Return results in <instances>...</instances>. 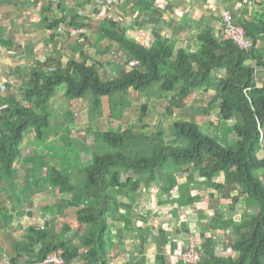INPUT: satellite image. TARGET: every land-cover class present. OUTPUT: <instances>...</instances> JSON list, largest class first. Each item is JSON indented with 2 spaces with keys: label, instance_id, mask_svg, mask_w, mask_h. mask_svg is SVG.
I'll return each instance as SVG.
<instances>
[{
  "label": "crops",
  "instance_id": "obj_1",
  "mask_svg": "<svg viewBox=\"0 0 264 264\" xmlns=\"http://www.w3.org/2000/svg\"><path fill=\"white\" fill-rule=\"evenodd\" d=\"M109 2L113 17L102 18L103 7L95 0H0V81H7L13 76L21 80L29 75L30 68L37 61L52 59L59 60L62 66L68 59L93 65L102 78H109L122 68L130 69L134 63L126 61L118 43L110 42L105 34L109 24L125 38L145 47L162 41L174 50L182 48L192 52L200 46L197 35L201 33L211 32L221 39L218 32L223 10L230 11L234 20L241 25L249 20L264 18V0ZM71 13L78 14L73 21L78 27L69 24ZM59 19L63 22L60 26H48V23ZM260 37L264 38V35ZM254 44L264 60V42L257 40ZM252 60L253 66L255 60ZM255 66V88L263 89L264 64ZM53 67L51 65L49 70ZM216 74L223 76L224 71ZM215 90L214 86L195 90L183 100L181 107L173 106V109L185 110L189 103L196 101L206 104ZM127 95L119 101L111 97L108 118L97 116L99 113L94 118L89 105L76 112L72 103L77 99H68L63 87L61 94L55 97L61 100L64 109L58 113L52 108L55 119L46 142H40L33 133H28L21 146L20 157L14 161L12 176H3L0 168V264H36L32 254H37L42 247L39 244H34V247L29 245L28 233L32 227L49 229L53 225L61 238L71 234V227L74 231L77 229L76 207L67 206L73 192L48 185V164L59 166V163L72 161L83 165L88 163L94 153L93 146H86L85 143L88 128L95 129L99 141V134L112 127L108 125L109 119L113 121L112 111L123 119L119 108L114 110L112 107L115 105L112 104L113 100L123 106L135 105ZM137 96L138 105L146 101L147 113L157 114L160 105L166 107L168 98L160 93L151 97L144 93ZM80 100L84 103L83 99ZM202 113L204 123L208 121L210 128L219 127L221 123V127L229 128L226 122L230 120H223L219 116L218 101L211 110L205 109ZM117 122L118 126L122 124V121ZM229 129L234 132L232 126ZM263 130V143L257 153L259 158H264ZM75 141L84 146L73 151L69 145ZM89 152H93L92 155H88ZM257 173L264 184V170ZM224 180L223 171L216 172L208 180L192 168L180 170L174 176H168L167 170H164L148 185L141 183L132 193H118L117 202L121 205L117 212L112 207L107 213L105 246L108 262L155 264L156 255L162 254L165 264H183L181 253L190 238L198 242L201 256L213 255L235 260L238 252L232 247L237 239V226L256 215L260 206L247 197L240 187L225 184ZM65 226L70 228L66 235ZM75 242L78 244L77 240ZM72 264L81 262L75 259Z\"/></svg>",
  "mask_w": 264,
  "mask_h": 264
},
{
  "label": "trees",
  "instance_id": "obj_2",
  "mask_svg": "<svg viewBox=\"0 0 264 264\" xmlns=\"http://www.w3.org/2000/svg\"><path fill=\"white\" fill-rule=\"evenodd\" d=\"M77 17V13H71L69 24L78 27L73 23ZM60 21L53 20L48 26H60L63 24ZM242 25L254 43L264 42L260 37L264 35V18ZM105 34L110 42L118 43L126 61L134 63L130 69L122 68L115 76L102 78L93 65L75 59H68L63 66L55 59L37 61L29 75L21 78V86L0 98L3 176H12L14 161L21 155V143L28 131L32 130L40 142L48 139L53 116L50 100L61 84L65 86L68 99L88 98L94 115L99 113L95 110H99L101 97L105 95L124 97L134 91L137 95L144 93L151 97L171 93L165 107V112L169 113L173 106L181 107L193 91L214 86L216 90L206 103V111L218 101L220 118L235 120L232 129L237 141L234 147H225L215 137L202 132L193 119L172 121V133L180 138L178 143H174L171 136L173 140L169 142L160 131L147 137L140 132L135 135L129 129L110 127L99 134L107 150L93 153L88 163L72 161L63 168L48 164V185L73 192L67 206L76 207L79 225L75 231L65 226L64 234L68 228L71 234L64 238L53 225L49 229L30 228L29 245L42 247L32 258L40 261L56 251L65 264H72L75 259L81 264H110L106 259L105 233L107 213L112 207L117 212L121 205L117 194L132 193L141 183L148 185L164 170L168 176H174L180 170L192 168L208 180L223 171L225 184L237 185L260 206L256 215L237 226V239L232 247L238 252L235 260L203 255L198 264H264V184L257 173L264 170V158L257 156L263 143L264 88H255L253 70L255 65H263L264 60L258 48L254 44L249 52L240 51L230 40L217 39L211 32L197 35L200 46L192 52L182 48L174 50L162 41L145 47L125 38L111 24ZM51 65L54 67L49 70ZM220 70L224 71L223 76L216 74ZM147 108L148 102L139 104L141 127L148 125L142 122ZM193 112L196 114L195 109ZM155 264H165L162 254L156 255Z\"/></svg>",
  "mask_w": 264,
  "mask_h": 264
},
{
  "label": "rangeland",
  "instance_id": "obj_3",
  "mask_svg": "<svg viewBox=\"0 0 264 264\" xmlns=\"http://www.w3.org/2000/svg\"><path fill=\"white\" fill-rule=\"evenodd\" d=\"M63 87H65L64 84L59 85L56 88L55 95L50 100V102L52 104V108L54 110L58 111V113H60L64 109V105H63V103H61V100L56 98L55 96H58L59 94H61ZM4 95L5 94L0 93V96H4ZM120 97L123 98L122 96H115L114 98H116L117 101H119ZM64 98L66 99V97H64ZM127 98H130L131 102H135V105L132 106V104H131L130 106H123L121 104H118L115 99L114 100L112 99L114 101V102H112V104L115 103V105L113 104L112 107H114V110L116 108H119L120 113L123 114V116H122L123 119H125V120H123V119L121 120L119 118V115L116 114L117 112L112 111L114 114V116H112L113 121H111L109 119L108 125L109 126L111 125L112 128H114V129H117V127H122L124 129L131 130L135 135H136V133L141 132L142 135L147 136V137H149V136L151 137L152 134L156 133V132L157 133L163 132L164 137L167 136L169 138V136H171L172 138H174V140L169 138L170 139L169 142H172V140H173L174 143H178L180 138L177 137V135H175L174 133H172V127H171L172 121L175 119H189V120L193 119V120L197 121L202 132H204L205 134H208L212 137H215L222 145L233 146V147L235 146V143L237 141L236 135L234 132L232 133V131L229 129L233 125L235 120L230 119V121L226 122V125L229 128L221 127L222 123L219 127H215L214 129L210 128L208 121H206L204 123V113H202V111H204L206 109V106H207V104H204V102L196 101V102L189 103L190 106L187 107L185 110H183L181 108H179V109L175 108V110H174L173 109L174 107H172L171 109L173 111L170 114L164 112L165 111V108H164L165 105H163V104L160 105V111L158 112V114H157V112H150V111L147 113L148 110H146V115L143 118L142 122L146 121L149 124L147 126L141 127V126H139V123H141V122L138 120V118H139L138 115H139V111H140L139 105H138V100H137L138 96L133 91L132 93L129 92V94L127 95ZM83 100H84V103H82V101L80 99H77L72 103L74 106V110H76V112H79L82 107L89 104L88 98H84ZM86 100H88V101L86 102ZM110 100H111V97L108 95L101 97L100 108H99V110H95V113L99 112V114L97 116H104L105 118H108L110 116V108H109L110 107L109 106ZM123 102H124V100H123ZM168 102H169V98H167V100H166V103H168ZM66 103H68V102L66 101ZM119 105H121V106H119ZM193 109H195L196 117H195V114L193 112ZM85 111L88 112V109H86ZM92 115L95 118L93 113H92ZM128 115H130L129 118H128ZM53 116H54V114H53ZM54 119H55L54 117L51 118V123ZM115 119H120V120H115ZM117 121H120V122L122 121V124L120 123L118 126ZM148 126H151L152 128L150 129ZM108 129H109V127L106 129V131ZM94 130L95 129L92 127L88 128L89 134L87 135L88 138L85 141V143L87 144L86 146H93L94 149H92V150H94L93 151L94 153L107 150V146H104V143L102 142L101 135H100V139L98 141V138L94 133ZM51 131H52V129H51ZM51 131H50V134H51ZM222 132H223V134H222ZM263 132H264V130H263ZM28 133H33V132H32V130H30V131H28ZM65 133H67V131H65ZM231 133H232V137H230ZM224 137H225V140H222ZM234 137H235V139H234ZM23 141L21 143V146H23ZM95 141H98V143L96 145H94ZM69 146H71L73 151H77L79 146H84V145L81 144V142L75 141L73 143H70ZM86 152H88V149ZM92 153L89 152L88 155H92ZM88 159H89V157L87 158V160ZM66 164H69V163L62 162V163H59V166L63 168L64 165H66ZM66 222L68 223L69 220H66ZM67 223H66V225L68 226ZM71 224H70V227H71ZM188 242H189V240H188Z\"/></svg>",
  "mask_w": 264,
  "mask_h": 264
},
{
  "label": "built area",
  "instance_id": "obj_4",
  "mask_svg": "<svg viewBox=\"0 0 264 264\" xmlns=\"http://www.w3.org/2000/svg\"><path fill=\"white\" fill-rule=\"evenodd\" d=\"M97 3L101 4L103 7V12L100 14L102 18H111L112 13L109 10L110 2L109 0H95ZM246 1V0H242ZM220 29L218 32V36L221 39L230 40L236 49L249 52L252 47H254V42L252 38L247 34L245 28L238 24L228 10H223L220 13ZM61 27H64L62 25ZM21 86L20 80L13 76L7 81H0V93L5 94L4 96H0V98H4L10 90L18 89ZM198 242L194 238H190L187 246L181 253V261L183 264H198L202 259L201 254L198 251ZM37 264H65L63 258L58 254H49L45 258L41 259Z\"/></svg>",
  "mask_w": 264,
  "mask_h": 264
},
{
  "label": "clouds",
  "instance_id": "obj_5",
  "mask_svg": "<svg viewBox=\"0 0 264 264\" xmlns=\"http://www.w3.org/2000/svg\"><path fill=\"white\" fill-rule=\"evenodd\" d=\"M240 25H241V24H240ZM115 75H116V74H115ZM115 75H114V73H113L111 76L113 77V76H115ZM111 76H110V77H111ZM175 120H177V119H175ZM261 137H262V131H261ZM53 253L58 254V255H60V256L62 257V255L60 254V252H52V253H49V254H53ZM49 254H47V255H49ZM47 255H46V256H47ZM46 256H45V257H46ZM45 257H44V258H45ZM62 258H63V257H62ZM42 259H43V258H42ZM63 260H64V259H63ZM37 262H39V261H37ZM37 262H36V264H37ZM64 263H65V262H64Z\"/></svg>",
  "mask_w": 264,
  "mask_h": 264
}]
</instances>
